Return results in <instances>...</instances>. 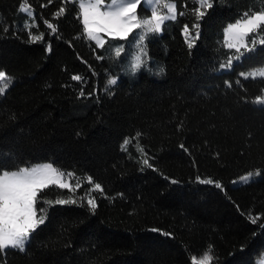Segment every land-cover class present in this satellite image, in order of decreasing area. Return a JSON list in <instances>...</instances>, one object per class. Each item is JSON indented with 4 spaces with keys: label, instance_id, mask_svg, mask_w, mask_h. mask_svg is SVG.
Returning <instances> with one entry per match:
<instances>
[{
    "label": "trees",
    "instance_id": "trees-1",
    "mask_svg": "<svg viewBox=\"0 0 264 264\" xmlns=\"http://www.w3.org/2000/svg\"><path fill=\"white\" fill-rule=\"evenodd\" d=\"M211 3L197 20L198 0H177L184 14L142 45L130 47L136 29L127 40L105 36L101 48L83 33L74 2L0 0V70L13 80L0 96V166L51 163L74 177V191L50 185L39 194L44 224L0 264H193L209 246L212 264H256L264 254V107L253 101L264 78L239 74L264 66V46L231 70L220 65L239 55L225 44L227 26L264 0ZM137 12L150 17L143 5ZM25 23L43 38L32 42ZM196 24L189 48L184 27L194 35ZM139 47L147 55L134 71ZM110 77L118 86L105 90ZM249 172L260 176L234 185ZM69 198L76 203H43Z\"/></svg>",
    "mask_w": 264,
    "mask_h": 264
},
{
    "label": "snow or ice",
    "instance_id": "snow-or-ice-1",
    "mask_svg": "<svg viewBox=\"0 0 264 264\" xmlns=\"http://www.w3.org/2000/svg\"><path fill=\"white\" fill-rule=\"evenodd\" d=\"M67 2H74L78 6L79 16L82 17L83 33L86 34L87 39L94 41L101 48L105 44L101 34H107L114 39L127 40L130 33L139 29L130 42V47L136 42L142 45L146 35L160 32L166 21L175 20L178 14H184L182 11L177 12V0H143L144 9L150 13V17L144 18L137 15V7L141 5L142 0H108L107 3H105V0H67ZM211 7V0H198V7L195 9L196 19L199 20L204 16L205 11H201V9L206 10ZM161 9H164V14L161 13ZM21 11L30 17L32 16L29 8L22 6ZM64 12L65 8L61 7L54 13V17L59 19ZM45 23L53 33L57 31V26L53 23L47 21ZM23 27L28 29L32 42L43 38L42 34H31L28 23H25ZM193 27L196 29L194 35L187 26L184 27V34L189 48L193 47L195 40L199 37V25L196 24ZM262 29H264V9L252 11L251 15L244 13L240 20L228 25L226 28V36L229 41L227 47L234 49L239 55L229 58L227 63L220 65V67L230 69L233 59L238 61L245 52L253 51L257 45L264 46V32L261 31ZM3 30L7 31V28ZM250 36L253 38L249 41ZM123 50V46L116 47L115 55L119 57ZM146 55L147 53L143 47H139V54L135 55L132 66L134 71L142 66L144 63L142 57H146ZM239 75L245 79H248L249 76L253 79L256 77L264 78V70L251 73L242 72ZM72 79L80 81L82 77L75 75ZM12 82V78L5 71L0 70V95L5 94V90ZM225 83L227 87H232V82L226 81ZM235 83L239 85L240 81L237 80ZM115 84V79L109 80L105 90ZM80 95L83 96L84 92L81 91ZM253 103L264 106V95L257 96ZM139 135L137 133V136ZM128 143L129 140L126 139L124 145ZM143 163L151 167L147 159ZM252 175L253 173L249 172L242 178L243 181H250ZM64 176L65 173L53 167L51 163L18 167L12 170L0 166V254L8 249L25 251L31 234L40 225L44 224L46 218V209L43 207L39 210L40 215H37L36 204L38 203L39 194L50 185L74 191L72 186L64 181ZM89 180H91L90 177ZM200 182L213 183L212 180H201ZM216 186L220 187L218 183ZM77 187H79L78 184ZM94 187L96 190L103 191L99 183H96ZM43 203L50 206L53 203L63 205L76 203V200L71 198L57 199L55 201H43ZM87 205L94 211L97 207L96 199L94 197L88 198ZM256 222V219H252V223L255 224ZM261 227L264 228V224H261ZM213 259L212 248L209 246L202 254L201 259L193 258V264H212Z\"/></svg>",
    "mask_w": 264,
    "mask_h": 264
},
{
    "label": "rangeland",
    "instance_id": "rangeland-1",
    "mask_svg": "<svg viewBox=\"0 0 264 264\" xmlns=\"http://www.w3.org/2000/svg\"><path fill=\"white\" fill-rule=\"evenodd\" d=\"M105 3H107L106 1H105ZM141 5H143V0H142V3H141ZM140 6V5H139ZM139 6L137 7V11H138V8H139ZM24 8H27L26 6L24 7ZM162 14H164V12H161ZM137 15H138V12H137ZM139 30V29H138ZM86 35V34H85ZM102 35V37H103V39L105 40V36H108L107 34H101ZM110 37V36H109ZM94 42V41H93ZM229 41H228V39H227V36H226V31H225V44L227 45V43H228ZM95 43V42H94ZM239 61V60H238ZM235 62H237V60H234L233 61V64L235 63ZM233 64H232V66H233ZM232 69V67L229 69V68H225V70H231ZM260 70H264V66H262V67H259V68H256V69H253V70H251V71H249V72H246V73H251V72H256V71H260ZM244 78V77H243ZM257 78H262V77H256L255 79H257ZM111 79H115V78H113V77H110L109 79H108V81L109 80H111ZM248 79H253L251 76H249L248 77ZM116 80V84L115 85H111V86H109L108 87V90H110V89H114V88H116L117 86H118V80L117 79H115ZM12 84V83H11ZM10 84V85H11ZM107 86V85H106ZM10 87V86H9ZM9 87L5 90V93H6V91L9 89ZM4 95V94H3ZM0 96H2V95H0ZM254 105H256V104H254ZM256 106H258V105H256ZM260 107H264V106H260ZM41 164H44V163H40V164H37V165H41ZM53 165V164H52ZM35 166V165H34ZM53 167H55L54 165H53ZM56 168V167H55ZM65 173V176L63 177V179H64V181L65 182H67V183H69L71 186H73V182H72V180H73V175L71 174V173H68V172H64ZM69 174H71V175H69ZM259 174H253L252 175V177H251V179H250V181H248V182H244L243 181V179L241 178V180H239L236 184H234V185H245V184H248V183H250V182H252L253 180H255V179H258L259 178ZM54 186H56V185H54ZM29 242V241H28ZM202 257H200V258H197V259H201ZM256 264H264V254L259 258V259H257V262H256Z\"/></svg>",
    "mask_w": 264,
    "mask_h": 264
}]
</instances>
